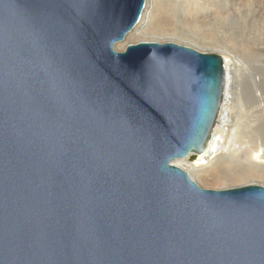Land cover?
<instances>
[{"label": "water", "instance_id": "water-1", "mask_svg": "<svg viewBox=\"0 0 264 264\" xmlns=\"http://www.w3.org/2000/svg\"><path fill=\"white\" fill-rule=\"evenodd\" d=\"M145 0H0V264H264V187L200 188L223 60L121 42Z\"/></svg>", "mask_w": 264, "mask_h": 264}, {"label": "bare ground", "instance_id": "bare-ground-1", "mask_svg": "<svg viewBox=\"0 0 264 264\" xmlns=\"http://www.w3.org/2000/svg\"><path fill=\"white\" fill-rule=\"evenodd\" d=\"M229 1L234 8L231 13L234 14L237 8L247 6L253 0H145L138 22L121 41L122 43H117L114 48L119 52L128 44L137 42L184 44L190 42L200 46H211L223 55V91L216 123L204 151L194 159L203 162L205 166L187 164L189 171L186 172L198 180L231 179L237 185L244 186L243 184L248 185L255 179L264 181V78L252 73L258 68L257 66L253 68L252 65L255 53L246 46L240 36L234 50L236 46L230 49L225 41L212 43L185 33L203 27L223 28L229 18H232L227 8ZM237 65L242 67L238 70ZM231 68L237 69L243 75L241 81L243 93L240 101L238 100L233 115V128L228 136L226 133L229 130L225 124L229 115H226L228 109L224 105L229 100ZM249 101L252 102V106ZM185 159L181 160L185 163ZM175 161L178 160H174L173 165Z\"/></svg>", "mask_w": 264, "mask_h": 264}, {"label": "rangeland", "instance_id": "rangeland-1", "mask_svg": "<svg viewBox=\"0 0 264 264\" xmlns=\"http://www.w3.org/2000/svg\"><path fill=\"white\" fill-rule=\"evenodd\" d=\"M254 4V5H253ZM231 1L228 2V10L229 12H233L232 9H234L232 6ZM253 5V7H251ZM236 13H231L232 18H229V21L223 25V28L219 29L218 27H203V28H197L194 30H190L189 32H185L186 34L197 38V39H205L207 41H210L212 43H220L222 41H225L227 46H229L230 49H233V46H236L234 50L237 48V41L240 40L239 36L242 38L246 46L255 53L254 60H253V68L254 69L252 73L258 75L260 78H264V0H253L250 1V4L243 5L235 11ZM231 19V21H230ZM234 31L236 33H234ZM224 32V34L222 33ZM223 35V37H222ZM242 42V41H241ZM240 42V43H241ZM122 43V42H121ZM163 43V42H162ZM176 44L183 45L184 43L180 42H174ZM120 44V43H118ZM183 46H186L188 48L197 50L199 52H202L204 54H212L219 56L223 59V55L220 52H216L215 49L211 46H200L196 44H192L190 42H186ZM115 51L116 48H114ZM121 52V51H119ZM222 55V56H221ZM233 62H236L233 60ZM238 70L241 65H237ZM237 69L231 68V75H230V92H229V100L228 103L224 105V107H227V111L225 112L226 115H229V117L226 119V128L229 130L226 134L229 136L231 134L232 124L234 122V113L236 112V106L238 104V100L240 101V97L243 93V88L241 86V81L243 75L240 71ZM250 106H252V102H248ZM223 111V109H222ZM195 158L191 159H185L184 160H178L175 161L176 166L183 169L185 172L189 171V164H194L197 166H205L203 162L194 160ZM188 164V165H187ZM195 182L199 185L200 188L205 190H219V189H229L232 187H239L241 185H237L235 181H231V179H225L220 181H207V180H198L196 177L192 176ZM253 180L248 185H257V186H263L264 187V181L261 180ZM246 185V184H243Z\"/></svg>", "mask_w": 264, "mask_h": 264}]
</instances>
